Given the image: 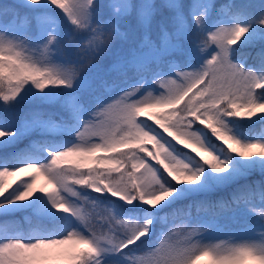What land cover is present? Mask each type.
I'll list each match as a JSON object with an SVG mask.
<instances>
[{
    "label": "snow or ice",
    "instance_id": "snow-or-ice-1",
    "mask_svg": "<svg viewBox=\"0 0 264 264\" xmlns=\"http://www.w3.org/2000/svg\"><path fill=\"white\" fill-rule=\"evenodd\" d=\"M130 21L143 41L117 54ZM257 46L258 64L238 58ZM0 113V216L47 225L5 231L0 264H264V211L259 239L242 242L204 244L165 223L180 201L232 186L233 211H251L257 185L240 181L257 173L264 199V134L235 129L264 125V5L251 15L224 0H19L0 10Z\"/></svg>",
    "mask_w": 264,
    "mask_h": 264
},
{
    "label": "rangeland",
    "instance_id": "rangeland-1",
    "mask_svg": "<svg viewBox=\"0 0 264 264\" xmlns=\"http://www.w3.org/2000/svg\"><path fill=\"white\" fill-rule=\"evenodd\" d=\"M15 1L19 2V0ZM232 2L242 10L249 12L251 15H258L261 11V5H264V0H232ZM150 90L153 91L155 95L158 91V87ZM168 110L170 111V109ZM140 119L147 120V117H140ZM244 121L251 125L256 124L251 121ZM148 123L154 125V121H148ZM261 134H264V127ZM67 139L71 140V142H75L74 136L68 137ZM148 147L151 148V145ZM178 147L182 146L178 145ZM185 151L190 152V150L187 149ZM205 159H210V157H205ZM63 167H69V165H63ZM26 178H28V174H22L20 176L13 177L12 179L14 181H20ZM254 182L257 185L258 190L256 194L251 197L246 206V209H250L251 211L242 210L234 212L233 209L238 207L235 203L231 202L234 190L224 189V196L216 200V208L211 213L202 210L200 201L196 200V197L193 198L194 202H190L188 204L187 209L189 210L184 209V207L178 203L172 210V213L166 214V230L171 232H179L181 234L192 232L194 234L193 239L204 244H217L225 241L242 242L246 237H254L258 240L259 233L261 231L259 225V214L264 211V199L261 198L259 192V184L261 182L260 179L249 177L246 184H252ZM45 183L46 181L43 177L37 181L38 186H43ZM15 186L16 185L13 184V187ZM77 188H79V186H77ZM9 191H11V189H9ZM81 194L88 195L90 197H96L104 203H107L112 199L111 197L105 198L91 192H82ZM220 201L229 202V206L222 207L219 203ZM239 207L242 209L245 208L244 205H240ZM102 223L103 221H101L99 216H97L96 225L98 230L100 229V225ZM209 225L212 226L211 230L205 231ZM253 226L255 228L254 232L251 230ZM5 231L8 235H19L23 238H28L35 234H39L37 229L31 230V232H26L25 228L23 227L22 219L18 214L0 216V236H2ZM141 254L142 253L140 252L137 253V255ZM200 264H210V261L206 258L201 260ZM249 264H252V262H249Z\"/></svg>",
    "mask_w": 264,
    "mask_h": 264
},
{
    "label": "trees",
    "instance_id": "trees-1",
    "mask_svg": "<svg viewBox=\"0 0 264 264\" xmlns=\"http://www.w3.org/2000/svg\"><path fill=\"white\" fill-rule=\"evenodd\" d=\"M226 3H233L232 0H224ZM18 2L15 0H0V10H3L5 8L12 9ZM249 13V12H247ZM120 31L124 33L123 36H118L114 41H113V46H114V52L117 54L121 53H126L129 49L137 47L142 41H143V32L136 26L135 21H130L125 23L124 25L120 26ZM152 39H156V34L153 32L151 35ZM85 41V45H86ZM259 51V46L256 48H250V49H241V52L238 54L239 59H243L244 57H247V63L249 66L258 64L259 58L257 57V52ZM111 58H108L104 61V65L106 66L108 63H110ZM73 66H75L73 64ZM93 74L95 73V70H92ZM19 111V110H18ZM45 113H57L58 114V109H49L46 108L44 109ZM0 115H3L0 113ZM18 118L17 114H8L6 116V123L8 125H13L16 123V120ZM264 125H261L259 123H256L255 125H251L247 123L244 120L238 121L235 124V129L239 130L240 132H248L251 135L258 136L262 133ZM26 143V142H25ZM24 144L21 143L20 145L14 146L16 148H21L23 147ZM255 179L258 178L261 180V177L257 173L256 176L254 177ZM253 180V178H252ZM240 183L244 184L247 183V181L241 180ZM232 187L227 188L234 190ZM226 189V190H227ZM225 190L221 191H216L212 194H206L203 196H198L195 199L200 201L202 210H205L209 213L213 212L215 210L216 206V200L218 198H221L224 196ZM105 198H110L107 196H103ZM190 202H194L193 199L191 200H185V201H180L179 204H181L184 209L188 208V204ZM176 207V206H175ZM173 210V209H172ZM169 210L167 213H172L173 211ZM189 210V209H187ZM185 210V211H187ZM17 215V214H16ZM18 215L22 219L23 227L25 228L26 232H31L33 229H37L40 233L42 230L47 227V225L39 220L34 214L29 213V212H22L18 213Z\"/></svg>",
    "mask_w": 264,
    "mask_h": 264
}]
</instances>
